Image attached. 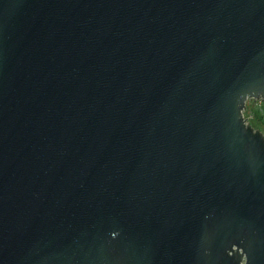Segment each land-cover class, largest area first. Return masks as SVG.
<instances>
[{
    "label": "water",
    "instance_id": "water-1",
    "mask_svg": "<svg viewBox=\"0 0 264 264\" xmlns=\"http://www.w3.org/2000/svg\"><path fill=\"white\" fill-rule=\"evenodd\" d=\"M247 99L264 0H0V264H264Z\"/></svg>",
    "mask_w": 264,
    "mask_h": 264
},
{
    "label": "flooded vegetation",
    "instance_id": "flooded-vegetation-1",
    "mask_svg": "<svg viewBox=\"0 0 264 264\" xmlns=\"http://www.w3.org/2000/svg\"><path fill=\"white\" fill-rule=\"evenodd\" d=\"M256 103L264 104L260 100L247 99L246 107L243 112H244L245 117L252 123V125L255 128L260 129L264 133V112L256 113L255 109L254 108L252 109L253 104H256Z\"/></svg>",
    "mask_w": 264,
    "mask_h": 264
},
{
    "label": "rangeland",
    "instance_id": "rangeland-1",
    "mask_svg": "<svg viewBox=\"0 0 264 264\" xmlns=\"http://www.w3.org/2000/svg\"><path fill=\"white\" fill-rule=\"evenodd\" d=\"M255 109V110H257L258 109V111L260 112V113H263L264 112V104H259V103H256V104H253V106H252V109ZM257 108V109H256ZM248 120V119H247ZM249 121V120H248ZM250 122V121H249ZM251 123V122H250ZM251 125H252V123H251Z\"/></svg>",
    "mask_w": 264,
    "mask_h": 264
},
{
    "label": "trees",
    "instance_id": "trees-1",
    "mask_svg": "<svg viewBox=\"0 0 264 264\" xmlns=\"http://www.w3.org/2000/svg\"><path fill=\"white\" fill-rule=\"evenodd\" d=\"M256 113H258L259 111L258 110H255Z\"/></svg>",
    "mask_w": 264,
    "mask_h": 264
},
{
    "label": "snow or ice",
    "instance_id": "snow-or-ice-1",
    "mask_svg": "<svg viewBox=\"0 0 264 264\" xmlns=\"http://www.w3.org/2000/svg\"><path fill=\"white\" fill-rule=\"evenodd\" d=\"M113 235H116V233H113Z\"/></svg>",
    "mask_w": 264,
    "mask_h": 264
}]
</instances>
